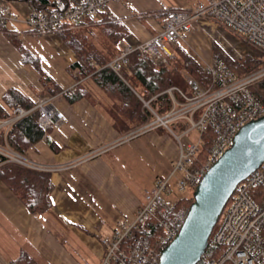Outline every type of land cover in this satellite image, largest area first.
<instances>
[{
  "label": "built area",
  "instance_id": "built-area-1",
  "mask_svg": "<svg viewBox=\"0 0 264 264\" xmlns=\"http://www.w3.org/2000/svg\"><path fill=\"white\" fill-rule=\"evenodd\" d=\"M128 1L72 0L63 11L47 13L31 9L23 20L1 2L0 25L20 22L31 29L46 32L59 25L93 23L109 3ZM201 19L211 20L235 33L264 55V0H201L187 10L169 12L159 33L133 47L122 45L118 55L106 66L119 74L128 55L137 52L143 61L158 70L171 58L170 47L183 41V33L189 32ZM204 71L209 77L206 84L184 77L187 92L172 86L160 94L166 95L170 103L162 115L150 107L154 98L149 101L140 99L152 120L116 142L123 143L162 129L176 141L178 156L168 177L155 180L152 188L145 192L144 203L137 208L133 218L116 221L112 234L101 238L100 264H158L162 251L179 233L188 210L178 204L181 199L170 202L167 197L176 193L185 197L191 195L208 169L231 146L237 132L250 121L264 117V102L252 91L264 80V65L237 77L222 61L213 59L206 64ZM72 90L73 87L62 91L59 96ZM53 100V97H42L33 108L39 111L37 123L44 134L59 127L64 120L63 114L51 106ZM29 112L21 107L15 108L7 120L0 121V129L7 130ZM206 143L208 150L200 158ZM0 156L5 162L50 173L71 168L96 154L73 164L54 167L35 164L9 148L0 147ZM174 177L176 193L170 184ZM208 245L222 250L207 264H264V161L236 186Z\"/></svg>",
  "mask_w": 264,
  "mask_h": 264
},
{
  "label": "crops",
  "instance_id": "crops-1",
  "mask_svg": "<svg viewBox=\"0 0 264 264\" xmlns=\"http://www.w3.org/2000/svg\"><path fill=\"white\" fill-rule=\"evenodd\" d=\"M1 2L6 3L19 20L25 19L32 9L20 0ZM196 3L189 4V0L112 2L99 14L93 26H69L65 32H82L90 28L98 34L105 26L103 19L113 18L121 22L128 32L119 43L121 50L122 45L133 47L159 33L167 13L187 10ZM22 26L20 22L7 23L0 30V98L8 89L14 88L36 102L44 94L40 75L31 65L22 63L21 54L7 35L16 36L19 40L20 33L31 36L43 34L42 37L50 43L58 42L60 37L56 33L29 31ZM62 42L56 45L58 55L67 67L62 70L56 61L53 66L56 73L44 71L65 91L76 84L73 77L77 76V71L70 70L69 66L77 61V56ZM181 42H185L184 38ZM28 51L37 57L33 50L28 48ZM197 59L204 68L207 63L202 58ZM56 98L57 103L52 101L51 106L63 114L64 120L59 127L49 129L44 138L28 150V160L54 167L73 164L93 154L96 156L66 170L50 172L53 186L51 209L39 216L29 213L0 182V264H13L21 256L31 259L33 264H92L93 259L100 264L103 253L101 238L112 234L116 221L131 220L137 208L144 203L145 192L152 188L155 180L163 179L156 175L150 182L138 185L132 175V162L127 164L125 151H131L129 159L134 155L136 161L143 163L142 150L151 149L160 159V164L155 160L152 165L155 173L164 161L174 156V142L162 129L139 135L132 141L116 143L142 126L126 130L121 126L117 128V120L103 111L100 105L93 106L84 99L68 104L64 97ZM131 143L135 144L134 149L130 148ZM54 149L59 150L54 152ZM51 232H73L79 247L75 246L76 251L73 252L72 248L65 247L66 242H59ZM64 250L72 257L68 258Z\"/></svg>",
  "mask_w": 264,
  "mask_h": 264
},
{
  "label": "trees",
  "instance_id": "trees-1",
  "mask_svg": "<svg viewBox=\"0 0 264 264\" xmlns=\"http://www.w3.org/2000/svg\"><path fill=\"white\" fill-rule=\"evenodd\" d=\"M20 1L29 4L32 9L47 13L63 11L72 2V0ZM105 9L106 7L99 14ZM96 21L97 19L93 23H76L70 26H93ZM103 21H105V26L100 34L104 36V39L96 43L86 39L87 35L91 36L92 33H96L90 28L82 32H69V30L65 32L69 25H59L46 32L31 29L38 33L58 34L77 56V61L69 66L70 70L77 71V76L73 77L76 84L70 93L61 95L68 104H74L84 99L93 106L100 105L104 109L103 111L117 120V124H115L117 128L121 126L125 130L134 129L144 126L152 120V115L143 107L139 98L145 101L154 98L150 102V107L157 114L162 115L169 109L170 103L166 95L160 94L169 87H178L180 82L184 81V75L201 85L209 81L203 65L182 45L181 41H177L170 47L171 58L158 70H155L149 62L143 61L135 52L128 55L119 74L114 73L106 65L119 53V43L127 36L128 32L121 22L113 18L106 17ZM4 26L5 24L0 25V30ZM89 30L90 32L85 35V32ZM7 37L21 54L22 63L31 65L39 73L44 94L40 95L38 99L45 96H59L62 89L44 71L40 59L19 45L16 36L7 35ZM252 53L253 55L233 60L223 52H219L216 46L213 47L214 59L222 61L237 77L264 65V55L254 49ZM252 91L264 102V80L254 86ZM36 102L14 88L8 89L0 98V121L10 117L17 107L30 110L27 116L17 120L7 130L0 129V147L9 148L19 155H25L29 149L44 138V132L37 123L39 111L33 110ZM58 150L54 149V152ZM207 150L208 143L200 153V158L206 155ZM0 182L17 197L29 213L39 216L51 209L50 195L53 186L49 172L5 162L4 158L0 156ZM179 199L181 200L178 204L183 205L185 209H188L193 202L192 195ZM221 250L208 245L197 264H207V261L216 258ZM13 264H33V262L31 259L21 256Z\"/></svg>",
  "mask_w": 264,
  "mask_h": 264
},
{
  "label": "water",
  "instance_id": "water-1",
  "mask_svg": "<svg viewBox=\"0 0 264 264\" xmlns=\"http://www.w3.org/2000/svg\"><path fill=\"white\" fill-rule=\"evenodd\" d=\"M264 161V117L250 121L196 186L184 223L158 264H197L236 186Z\"/></svg>",
  "mask_w": 264,
  "mask_h": 264
},
{
  "label": "rangeland",
  "instance_id": "rangeland-1",
  "mask_svg": "<svg viewBox=\"0 0 264 264\" xmlns=\"http://www.w3.org/2000/svg\"><path fill=\"white\" fill-rule=\"evenodd\" d=\"M129 1H131V0H129ZM195 1H197V0H189V4L196 3ZM119 3H121V2H119ZM20 25L21 26L23 25L22 27H25L27 30L31 31V28L28 27L27 25H25L23 23H20ZM86 34L87 33H85V35ZM19 35L20 36H19L18 44L22 45L26 49L29 48L30 50H33L34 54L38 58H40L42 66L44 67V69L46 71L56 73L54 71V68H53L56 61L58 64H60L62 66V70L67 67L65 65L63 59H61L59 56L60 55L59 50H57L58 42L63 41L62 43L66 45L65 41L62 38H58L57 39L58 42H56V43H53V42L50 43L48 41V39H46L45 37H42L43 34L31 36L30 34L23 35L22 33H20ZM183 37H184L185 42L182 43V45L193 56H195L196 58H199V59L202 58L205 61V63H207V64H210L211 60L214 58L213 57V47L214 46H216L218 48L219 52H223L224 54H226L228 57H230L233 60L241 58V57L246 56V55H253V53H252L253 48L251 46H249L242 37L236 35L235 33L225 29L224 27H222V26L218 25L217 23H214L213 21L208 20V19H201L198 23L194 24L189 33H183ZM86 39H87V41L89 40V41H93L96 43V42H99L100 40H103L104 36L101 35L100 33H98V34L92 33L91 36L87 35ZM184 76L186 77V75H184ZM178 87L185 92L187 91V86H186L185 81L180 82ZM48 97H50V96H48ZM53 99H54L53 104H56L57 98L53 97ZM5 120H7V119H5ZM5 120H2V121H5ZM143 135H145V134H143ZM169 136L172 138V140L174 142V145L172 147V151L174 149V152H173L174 156L171 160L164 161L163 164L161 165V167H159L157 169V173H155V171L153 172L152 165L155 163V160H156V163L160 164V162H158V160H160V159L158 158V155L156 153L154 154L151 151V149L149 150L148 148H146V149L142 150V152L144 153L143 157L145 158L143 163L136 161V156H134V155L129 159V155H132L131 151H125L126 154H128L127 159H126L127 164L129 165V163L132 162V175H133V178H134V180H136L138 185H141L140 183L144 182V181L150 182L154 178V176H156V175H158L161 178H167L168 175L170 174V172L172 171V164L178 156V145L175 142L174 138L171 135H169ZM191 137L193 138L194 134H192ZM132 140H134V139H129L128 141H132ZM128 141H126V142H128ZM130 148L134 149L135 144L131 143ZM126 150H129V147L128 148L126 147ZM21 156L28 160V158H27L28 151L26 152L25 155H21ZM28 161H30V160H28ZM31 162H33V161H31ZM175 177L171 179L170 184H171L173 191L176 193V178ZM192 194H193V191H192L191 195ZM180 195L181 194H179V193H176L175 195L172 194V195L167 197L168 198L167 200L170 202H175L179 198L185 197V195L184 196H180ZM51 234L59 242H61V243L66 242V245L64 244L65 247L72 248L73 252L76 251L75 246L79 247L77 236L73 232H61V233L51 232ZM81 246L85 247L84 244H82ZM66 254H67L68 258H70V256L72 257V255H70L69 253L66 252ZM92 264H96L95 259H93Z\"/></svg>",
  "mask_w": 264,
  "mask_h": 264
}]
</instances>
